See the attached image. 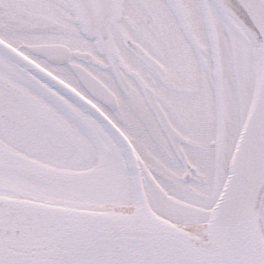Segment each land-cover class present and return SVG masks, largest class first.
<instances>
[{
	"label": "snow or ice",
	"instance_id": "6c2138e0",
	"mask_svg": "<svg viewBox=\"0 0 264 264\" xmlns=\"http://www.w3.org/2000/svg\"><path fill=\"white\" fill-rule=\"evenodd\" d=\"M0 264H264V0H0Z\"/></svg>",
	"mask_w": 264,
	"mask_h": 264
}]
</instances>
